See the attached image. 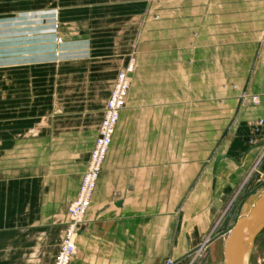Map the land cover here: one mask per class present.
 Wrapping results in <instances>:
<instances>
[{"label": "crops", "instance_id": "crops-1", "mask_svg": "<svg viewBox=\"0 0 264 264\" xmlns=\"http://www.w3.org/2000/svg\"><path fill=\"white\" fill-rule=\"evenodd\" d=\"M131 57L70 264H184L264 179V0H0V264H53Z\"/></svg>", "mask_w": 264, "mask_h": 264}, {"label": "built area", "instance_id": "built-area-1", "mask_svg": "<svg viewBox=\"0 0 264 264\" xmlns=\"http://www.w3.org/2000/svg\"><path fill=\"white\" fill-rule=\"evenodd\" d=\"M133 61L132 58L128 66L126 65L118 71L113 87L106 98L98 134L89 154L88 165L82 174L77 194L68 205L66 228L53 264H70L75 253L76 235L84 221L102 162L119 119L120 110L125 103L130 84V74L133 72ZM251 96L254 100L257 99L256 95L252 94Z\"/></svg>", "mask_w": 264, "mask_h": 264}, {"label": "rangeland", "instance_id": "rangeland-1", "mask_svg": "<svg viewBox=\"0 0 264 264\" xmlns=\"http://www.w3.org/2000/svg\"><path fill=\"white\" fill-rule=\"evenodd\" d=\"M132 58L133 57L129 58L127 63L128 62L130 63ZM134 66H135V62L133 61V67ZM124 67H122V68H124ZM122 68H120V69H122ZM133 70H134V68H133ZM118 71H117V73H118ZM245 94H246V92L243 91L242 95L244 96ZM253 95L257 96L256 100H254L251 95L248 97H245V98H250V100L252 102L257 103L259 101V96L257 94H253ZM101 118H102V116H101ZM100 121H101V119H100ZM98 129H99V125H98ZM97 134H98V131H97ZM89 154H90V152H89ZM88 160H89V157H88ZM256 164H257V162H256ZM87 165H88V162H87ZM253 170H255V169H253ZM95 186H96V184H95ZM78 187H79V185H78ZM263 189H264V179L260 180L258 183H254V182L247 183V179H246V180H244V182L242 184L236 186L233 195L230 196V198L227 200L225 208H223L221 210L216 221L212 225L210 232L207 234V238L213 236L214 234H216L219 231L225 230L232 223V221L236 215L246 214L249 211V209L252 207V205L254 204V201L256 200V198L259 196L260 192ZM77 191H78V189H77ZM93 191H94V189H93ZM242 193H244L248 196L250 195V196L249 197L245 196ZM69 203H68V205H69ZM67 211H68V206H67ZM219 223H220V225H219ZM227 223H228V225H225ZM66 224H67V221H66ZM224 225H225V227H223ZM220 236H221V240H223L224 237L226 236V233L223 232ZM221 243H222V241H221ZM222 247L219 246V248H215V249L212 246L209 248L203 247L200 250L195 251L192 255H190V257L188 259H186L184 264H222V257H223V248ZM168 261L169 260H166V263ZM245 262H246V264H264V226L256 234V236L254 238V242L251 246V249L246 254Z\"/></svg>", "mask_w": 264, "mask_h": 264}, {"label": "water", "instance_id": "water-1", "mask_svg": "<svg viewBox=\"0 0 264 264\" xmlns=\"http://www.w3.org/2000/svg\"><path fill=\"white\" fill-rule=\"evenodd\" d=\"M264 226V189L254 201V204L246 214L236 215L232 223L222 231L217 232L213 236L206 238L201 244L193 247L184 254H192L203 245L208 244L223 232L226 233L223 246L222 264H244L243 253H248L254 242L256 234ZM242 241H245V247H242ZM166 264H171L168 261Z\"/></svg>", "mask_w": 264, "mask_h": 264}, {"label": "bare ground", "instance_id": "bare-ground-1", "mask_svg": "<svg viewBox=\"0 0 264 264\" xmlns=\"http://www.w3.org/2000/svg\"><path fill=\"white\" fill-rule=\"evenodd\" d=\"M130 63H128V65H129ZM127 65V66H128ZM134 68V67H133ZM245 244H246V242L245 241H242V247H245ZM245 252V250L243 249L242 250V253H243V262H244V264H246V262H245V259H246V253H244Z\"/></svg>", "mask_w": 264, "mask_h": 264}]
</instances>
